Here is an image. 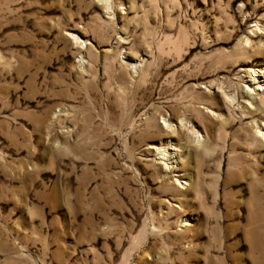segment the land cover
I'll return each mask as SVG.
<instances>
[{"label":"rangeland","instance_id":"1","mask_svg":"<svg viewBox=\"0 0 264 264\" xmlns=\"http://www.w3.org/2000/svg\"><path fill=\"white\" fill-rule=\"evenodd\" d=\"M0 264H264V0H0Z\"/></svg>","mask_w":264,"mask_h":264},{"label":"bare ground","instance_id":"2","mask_svg":"<svg viewBox=\"0 0 264 264\" xmlns=\"http://www.w3.org/2000/svg\"><path fill=\"white\" fill-rule=\"evenodd\" d=\"M260 72V71H259ZM172 149H176V148H172ZM164 150H166V153L165 152H163V153H165L164 154V156L166 157V159H168L169 158V153L167 152V149H164ZM166 167H167V164H166ZM169 167V166H168Z\"/></svg>","mask_w":264,"mask_h":264}]
</instances>
